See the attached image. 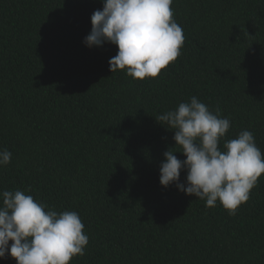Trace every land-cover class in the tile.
<instances>
[{
  "label": "trees",
  "instance_id": "16d2710c",
  "mask_svg": "<svg viewBox=\"0 0 264 264\" xmlns=\"http://www.w3.org/2000/svg\"><path fill=\"white\" fill-rule=\"evenodd\" d=\"M171 7L181 54L141 80L110 71L116 45L84 42L102 0H0V192L79 214L89 243L70 264H264V173L235 216L165 187L163 154L182 149L156 119L196 96L231 121L222 149L247 129L264 154V0Z\"/></svg>",
  "mask_w": 264,
  "mask_h": 264
},
{
  "label": "clouds",
  "instance_id": "9594fccd",
  "mask_svg": "<svg viewBox=\"0 0 264 264\" xmlns=\"http://www.w3.org/2000/svg\"><path fill=\"white\" fill-rule=\"evenodd\" d=\"M103 8L91 16L92 28L85 37L88 47L111 43L118 47L109 60L112 73L126 70L134 79L156 77L181 53L182 27L175 21L173 0H102ZM192 96L189 101L156 119L174 130L173 139L186 157L172 148L164 152L160 183H173L188 195L215 207L217 201L235 216L250 199L251 190L264 173V154L254 134L245 129L232 139L220 141L231 121ZM12 153L0 149V166L11 162ZM186 171L185 182L181 172ZM0 258L11 256L17 264H70L83 256L89 243L85 225L76 211L58 212L23 190L0 192ZM11 241V243H10Z\"/></svg>",
  "mask_w": 264,
  "mask_h": 264
}]
</instances>
